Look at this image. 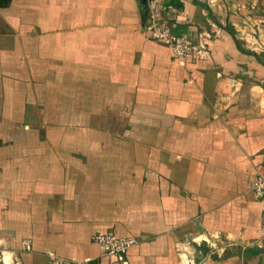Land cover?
Returning a JSON list of instances; mask_svg holds the SVG:
<instances>
[{
  "label": "crops",
  "instance_id": "crops-1",
  "mask_svg": "<svg viewBox=\"0 0 264 264\" xmlns=\"http://www.w3.org/2000/svg\"><path fill=\"white\" fill-rule=\"evenodd\" d=\"M263 167L264 0H0V264H264Z\"/></svg>",
  "mask_w": 264,
  "mask_h": 264
},
{
  "label": "built area",
  "instance_id": "built-area-1",
  "mask_svg": "<svg viewBox=\"0 0 264 264\" xmlns=\"http://www.w3.org/2000/svg\"><path fill=\"white\" fill-rule=\"evenodd\" d=\"M218 0H208L212 6ZM151 8V7H150ZM146 34L150 39L163 42L168 45L172 52L180 58L204 59L208 52L201 44L195 45L193 41L185 34H174L172 30L160 20L154 9H150L148 24L145 28ZM252 192L255 199L262 204V222L260 235L264 237V167L257 172L256 178L252 184ZM94 242L107 257H115L125 253L136 243L135 237H116L113 233H99L94 235ZM23 250L30 251L31 245L28 241L22 245ZM49 264H64V259L58 257L53 252H48ZM187 264H192L189 260ZM74 264H90L88 261H75Z\"/></svg>",
  "mask_w": 264,
  "mask_h": 264
},
{
  "label": "trees",
  "instance_id": "trees-1",
  "mask_svg": "<svg viewBox=\"0 0 264 264\" xmlns=\"http://www.w3.org/2000/svg\"><path fill=\"white\" fill-rule=\"evenodd\" d=\"M147 15H148V12H147Z\"/></svg>",
  "mask_w": 264,
  "mask_h": 264
},
{
  "label": "water",
  "instance_id": "water-1",
  "mask_svg": "<svg viewBox=\"0 0 264 264\" xmlns=\"http://www.w3.org/2000/svg\"><path fill=\"white\" fill-rule=\"evenodd\" d=\"M145 9H146V7H145Z\"/></svg>",
  "mask_w": 264,
  "mask_h": 264
}]
</instances>
